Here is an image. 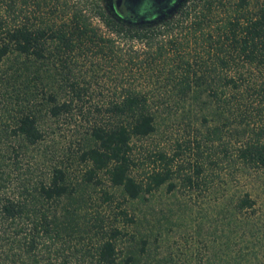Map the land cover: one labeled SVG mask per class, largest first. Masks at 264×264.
<instances>
[{"label": "trees", "instance_id": "16d2710c", "mask_svg": "<svg viewBox=\"0 0 264 264\" xmlns=\"http://www.w3.org/2000/svg\"><path fill=\"white\" fill-rule=\"evenodd\" d=\"M114 3L0 0V87L15 103L0 104V264H138L129 250L118 258L115 219L133 217L113 187L133 199L163 184L205 186L223 163L233 177L264 168V0H181L142 23ZM103 75L111 94L74 148L56 151L46 120L81 109ZM177 110L187 137L149 151L144 169L135 140ZM185 149L191 171L174 162ZM230 201L231 213L254 211L248 190ZM252 237L244 261L258 257Z\"/></svg>", "mask_w": 264, "mask_h": 264}, {"label": "rangeland", "instance_id": "374dc122", "mask_svg": "<svg viewBox=\"0 0 264 264\" xmlns=\"http://www.w3.org/2000/svg\"><path fill=\"white\" fill-rule=\"evenodd\" d=\"M112 87V80L103 75L89 86L80 103L81 109L74 110L70 117L60 115L56 119H47V144H52L56 151L68 146L74 148L77 131L92 120V106L106 100ZM2 91L5 89L0 87V104L15 105L14 98L3 96ZM162 116L167 115L162 112ZM186 121L177 110L158 125L155 133L135 140V153L144 161V169L149 151L163 147L171 152L175 140L187 137ZM194 160V151L185 149L176 155L174 162L182 171H191ZM142 170L138 168L137 173L142 174ZM112 190L121 200V206L133 217L130 222L115 219L125 231L118 241V258L129 250L135 254L138 264H200L206 258L215 262L221 258L218 261L224 264L231 262L235 254H242L241 264L252 261L264 264V168L252 174L237 173L233 177L230 168L223 163L208 173L205 186L177 184L167 190L163 184L151 193L133 199H122L119 188ZM246 190L255 198L254 211L245 209L231 213L230 200ZM114 213L115 210L110 216ZM254 234L258 257L244 261L251 241L254 242Z\"/></svg>", "mask_w": 264, "mask_h": 264}, {"label": "water", "instance_id": "95a60500", "mask_svg": "<svg viewBox=\"0 0 264 264\" xmlns=\"http://www.w3.org/2000/svg\"><path fill=\"white\" fill-rule=\"evenodd\" d=\"M181 0H124V5L131 16H123L129 22H150L171 12ZM120 0H116L119 3Z\"/></svg>", "mask_w": 264, "mask_h": 264}, {"label": "flooded vegetation", "instance_id": "af4514ba", "mask_svg": "<svg viewBox=\"0 0 264 264\" xmlns=\"http://www.w3.org/2000/svg\"><path fill=\"white\" fill-rule=\"evenodd\" d=\"M114 1H115V3H114V5H111V7L117 15L122 16V17L132 15V13L130 11L126 10L125 5L123 3L124 0H120L119 3H116V0H114Z\"/></svg>", "mask_w": 264, "mask_h": 264}]
</instances>
